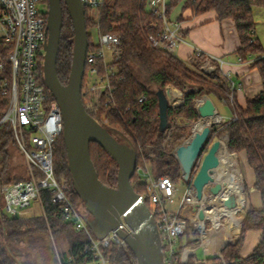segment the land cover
Listing matches in <instances>:
<instances>
[{"label": "trees", "instance_id": "obj_1", "mask_svg": "<svg viewBox=\"0 0 264 264\" xmlns=\"http://www.w3.org/2000/svg\"><path fill=\"white\" fill-rule=\"evenodd\" d=\"M49 8L48 1L45 2ZM183 4V9H191L194 16L215 12L218 20H233L237 29L240 48L236 55L246 62L252 56L264 55V47L256 34L254 9L264 10V0H170L167 15ZM61 44L57 61V72L60 81L66 85L71 73L74 49V28L72 18L64 2ZM181 21V17L178 19ZM87 30L93 22L86 17ZM160 20L147 10V0H109L103 8L99 28L102 33L121 36L122 58L117 65L118 73L114 77V103L106 105L105 95H100L97 102L89 106L88 99L83 95L87 112L98 123L103 125V117L109 120L108 130L119 142L130 147L136 155L137 167L150 164L156 177H170L175 183L183 179L179 162L174 156L166 154L162 144L166 132L160 131L159 99L157 93L169 88L183 94L185 103L176 108H169L168 128L173 118H183L186 122H199L200 114L196 99L209 96L214 102L218 100L228 105L231 118L211 130V134L200 154L208 151L212 143L227 132V151L230 154L245 153L248 166L254 171L253 188L260 193L262 207H250L246 213L238 241L226 245L220 257L209 258L206 264H264V58L251 64L257 69L262 83V91L247 100L246 107H241L236 101V90L231 89V83L218 67L214 74L205 77L189 67L187 63L174 55L156 49L149 36L158 32L155 25L160 26ZM184 36V34H183ZM89 51L96 50L89 35ZM8 50L0 39V59L7 55ZM203 58H205L203 56ZM101 73L102 62H99ZM89 66H87V70ZM11 66L6 65L0 71V83L10 81ZM39 80L44 83L43 71ZM84 78L83 88H85ZM9 106V97L0 91V120ZM190 134L179 129L173 136L175 143L188 139ZM16 145L11 132H0V264H90L92 254L83 255V248L89 242L85 232L76 230L69 221L61 204L52 201L49 191L43 192V213L35 217H10L3 211L1 189L4 184L21 181L12 178L11 154L9 148ZM91 158L97 170L100 181L111 188L118 186V164L97 143H91ZM54 168L59 181L66 180L69 184V199L73 205L86 213L85 202L76 193L68 166L67 150L61 136L54 153ZM193 179V178H192ZM24 180V179H23ZM192 184V180L188 182ZM132 185L137 194L144 198L150 207L147 187L141 182L137 173L132 178ZM81 202V206L78 204ZM91 234L93 229L88 225ZM256 231L261 234L259 243L250 259L240 256L246 234ZM186 235L179 241V256L186 248H194ZM97 238V237H96ZM55 244H67L68 249L54 248ZM47 242V245H39ZM59 246V245H58ZM39 250H37V249ZM58 248V247H57ZM50 251L47 256H35L36 252ZM35 250V251H34ZM105 255L111 264H137V259L130 248H122L113 244ZM196 264L195 256H190L187 263Z\"/></svg>", "mask_w": 264, "mask_h": 264}, {"label": "built area", "instance_id": "obj_2", "mask_svg": "<svg viewBox=\"0 0 264 264\" xmlns=\"http://www.w3.org/2000/svg\"><path fill=\"white\" fill-rule=\"evenodd\" d=\"M46 1L48 0H0V39L8 50L7 55L0 59V71H4L7 64L11 66L10 81L0 83L1 94L9 97L8 109L0 120V132L6 128L11 132L28 171L26 179L2 186L3 211L10 217H16L20 209L30 207L35 201L42 207L43 192L49 191L52 201L63 206L67 219L73 222L76 230L88 235L89 242L83 248V255H93L94 259L90 264H111L105 250H109L113 244L129 248L116 234V230L132 235L133 229L123 221L115 231L103 239L94 237L82 219V211L69 199V184L59 181L55 174L54 153L58 139L63 136L64 126L60 105L52 92L39 80L48 41V8L41 10L40 6L46 7ZM81 2L86 10V17L99 30L98 48L89 51L87 55L83 95L87 97L89 106L94 105L101 94L105 95L106 105L111 107L114 103V77L118 73L117 65L122 58V38L100 31L102 11L109 0ZM169 2L170 0H147V10L161 22L160 26L155 25L158 32L150 35L149 40L156 49L175 56L179 47L185 43V37L182 22L167 15ZM107 52L111 53L110 58ZM203 56L209 57L196 51L194 61L201 62ZM261 58H264V55L252 56L246 62L240 59V63L251 65ZM208 59L203 63L202 70L208 75L213 74L218 67L222 71L225 65L223 59ZM99 62H102V73ZM222 74L230 81L231 89L238 90L230 74L223 71ZM166 94L172 109L185 103L182 98L175 99L177 96L172 100L168 90ZM200 102L196 101V106ZM103 125H109L106 116L103 117ZM170 131V128H167L166 133ZM227 137L228 134L224 136L226 141ZM178 147L173 150L175 157ZM136 171L141 177V182L147 187L149 208L155 217L163 244L164 264L187 263L194 252L185 249L179 256V241L186 235L191 241L201 243L204 236L208 235L207 222L212 220L207 216L204 221L200 220L199 212L204 211L206 214V201L214 196L210 192V186L205 188L203 199L200 201L196 197L193 184H188L177 212L172 213L168 206L176 203L177 183L168 176L156 177L150 164L139 166ZM196 206L198 210L194 211Z\"/></svg>", "mask_w": 264, "mask_h": 264}, {"label": "water", "instance_id": "obj_3", "mask_svg": "<svg viewBox=\"0 0 264 264\" xmlns=\"http://www.w3.org/2000/svg\"><path fill=\"white\" fill-rule=\"evenodd\" d=\"M65 3L72 18L74 28L73 62L68 83L64 85L58 76L62 29L64 24L63 6ZM48 41L44 58V84L52 92L60 105L63 117V140L67 150L68 166L72 183L78 196L85 202L88 212L94 214L106 232L93 229L98 239H103L115 231L124 221L132 229L129 235L122 230L116 234L126 242L137 259V264H164V250L161 235L154 215L142 196L136 193L132 178L137 170L135 152L112 136L108 127L98 123L86 110L83 101V82L89 52V35L86 23V10L81 0H48ZM159 99L160 131L168 128L170 103L165 91L157 93ZM201 119L213 117L217 107L209 96H204L197 105ZM211 126H205L201 132L193 133L186 145L177 148L176 159L182 170V177L196 190V197L202 200L204 190L210 186V192L216 196L223 186L214 179L220 159L216 154L219 141H214L204 156L195 176L193 171L197 160L211 134ZM91 143L99 144L118 164V186L104 185L91 158ZM193 178V179H192ZM224 205L235 209L236 196L227 198ZM198 207H194L197 211ZM17 217V216H16ZM204 221L206 214L199 212Z\"/></svg>", "mask_w": 264, "mask_h": 264}, {"label": "crops", "instance_id": "obj_4", "mask_svg": "<svg viewBox=\"0 0 264 264\" xmlns=\"http://www.w3.org/2000/svg\"><path fill=\"white\" fill-rule=\"evenodd\" d=\"M171 17L173 20L181 17L185 37V43L179 47L175 56L187 64L194 62L196 51H200L212 58L223 59L225 65L222 71L230 74L231 80H233L232 77L234 75L238 82H240L239 84L237 83V87H242L243 90H240V92L236 90V101L241 107L245 108L247 100L262 91V83L258 70L252 69L249 64L240 63V58L236 55V51L240 48L241 43L234 21H220L215 12L194 16L192 10H184L183 5L178 6L171 14ZM228 118H231V113ZM226 134L227 132L222 136ZM236 155L240 157V163L248 175V190L250 196L248 197L247 211L250 207L260 209L262 207L261 195L253 188L255 181L254 171L248 166L245 153ZM243 219L242 222L244 223L245 218ZM243 223H241V228ZM224 232L209 230L208 236L201 243L196 240L191 241L189 236H186L190 242H194L195 244L194 248H186V250L189 249L194 252L192 256H195L198 264H206L209 258H222L221 251L226 245L234 244L238 241L241 229L232 238V233L229 237L228 231L224 238ZM260 237L261 234L256 231H251L246 234L240 252V256L243 259H250L254 256V251L259 243Z\"/></svg>", "mask_w": 264, "mask_h": 264}, {"label": "rangeland", "instance_id": "obj_5", "mask_svg": "<svg viewBox=\"0 0 264 264\" xmlns=\"http://www.w3.org/2000/svg\"><path fill=\"white\" fill-rule=\"evenodd\" d=\"M183 5V4H181ZM41 10H45L46 7H44V5L40 6ZM254 13H255V22H256V34L257 37L259 38V40L261 41V43H263V47H264V10L260 9V8H256L254 9ZM88 35H90V39L92 40V42L96 45H98L99 42V30L97 28L96 25H92L88 27ZM108 58H110L111 53L107 52ZM209 57L203 58L200 61H194L191 64H188L189 67L191 68V70H193L194 72L203 75L205 77H208L209 75L202 70V65L203 63H205V61L208 59ZM209 60V59H208ZM215 66H217L215 63H213ZM213 65V66H214ZM43 71V68H42ZM215 73V72H214ZM213 73V74H214ZM212 75V74H211ZM43 79H44V72H43ZM232 81H235L234 83L237 86V83L239 84L240 82H238L237 78L233 75L232 77ZM240 90H243L242 87H238V91L240 92ZM168 91L170 92V97L172 100L175 99H179L182 98L185 101L184 95L180 94L178 92H176L175 90L169 88ZM175 96H177L178 98H175ZM175 98V99H174ZM203 97H200L198 99H196V101H201ZM215 105L218 109V113L223 117V120L219 123H215L214 125H211L212 130L213 129H217L219 128L223 122L226 119H230L229 117V108L228 105L215 100ZM179 121V123H178ZM200 122V121H199ZM199 122H186L183 118L177 117V118H173L170 122V132L165 134V138L162 144V149L164 150V152L166 154H169L171 156L173 155V150L174 148L183 145L186 142H189L190 138L192 137L194 131H195V127ZM179 129H183V131L185 133L190 134V137L188 139H185L182 144L180 145V143H175L173 141V136L177 133V131ZM6 132H10L7 128L5 129ZM217 141H219L218 144V148H217V152L220 155V158L224 159L228 164L231 165H236L235 167L238 169L239 175H240V179H241V184L243 187V201L240 202L241 197L240 196H236L237 197V201H238V206L235 209H232L231 211H233V214L235 217H237V219H243L245 218V215L247 213V209H248V197L250 196V192L248 190V175L246 170L244 169V167L241 165L240 160H239V156H237L236 154H230L227 151L226 145H227V141L225 140L224 136H222V138L218 139ZM210 148V147H209ZM208 148V150H209ZM9 152L11 154V166H12V178H16L18 180H23L26 179L28 177V171L25 165V161H24V157L22 155V153L20 152L19 148L17 147V145H11L9 148ZM208 151H206L204 154H202L201 157H199V159L196 162L194 171H193V176H195L200 168L201 162L204 158V156L207 154ZM175 157V156H174ZM176 158V157H175ZM244 174V175H243ZM219 175H221L219 172H217V170L215 171L214 174V179L216 180L217 177H219ZM218 181V180H217ZM62 182L67 183L66 180H62ZM219 182V181H218ZM220 184H223L222 182H219ZM189 183L187 181H185L184 179H182L181 181H179L177 183V196H176V203L173 205H169L168 206V210L172 213L177 212L179 205H180V200L186 190V187ZM225 186V185H224ZM225 189H227V187L225 186ZM233 194V193H232ZM218 197H215L214 199H217ZM213 199V200H214ZM242 203L243 205L241 206ZM85 205V204H83ZM81 206V202L78 204V207ZM240 206V207H239ZM244 208V209H243ZM217 209V208H216ZM43 213V209L40 205L39 202H33L31 204L30 207L25 208V209H20L18 211V216L20 217H35V216H40ZM82 219L85 221V223L87 225H89L90 227H92L94 230L98 231V232H106L103 227H101L99 220L97 219V217L92 214L91 212H86V213H82L81 214ZM244 220V219H243ZM243 223V222H242ZM232 224V220L228 215L225 214H220L219 215V225L216 227L214 226V223L212 221H208L207 222V231L209 233V230H215V231H225L224 232V238L226 237L227 231H228V227ZM233 226L231 229V238L238 234L240 229L237 230V228ZM208 235L204 236V239L207 237ZM230 237V234H229ZM186 238V236L184 237ZM225 241V239H224ZM46 243V244H45ZM47 245V242H42L39 245ZM59 245V246H58ZM55 244L53 241V246L56 249H59V247H61L62 250H67L68 246L67 244L64 243H59V244ZM58 247V248H57ZM37 249V248H36ZM39 250V249H37ZM35 251V250H34ZM50 251L48 250H43V252H36L35 256H42V258H44L45 256L49 255ZM44 256V257H43Z\"/></svg>", "mask_w": 264, "mask_h": 264}, {"label": "bare ground", "instance_id": "obj_6", "mask_svg": "<svg viewBox=\"0 0 264 264\" xmlns=\"http://www.w3.org/2000/svg\"><path fill=\"white\" fill-rule=\"evenodd\" d=\"M221 121L222 117L218 113L215 114L213 117L201 119L200 122L196 125L194 133L201 132L203 128L207 125L211 126ZM216 154L220 159V165L216 170L221 175H219V177H217L215 181L217 183L222 182L223 184L221 185L223 186V188L218 195L213 196L206 201V216L207 218L211 219L214 222V225L217 227L219 225V215H228L232 220V224L228 227V234H231V229L233 226H235L237 230L240 229L242 219H237V217L234 216L233 211H231L232 209H228L225 207L224 202L227 198L232 195L237 197L240 196V202L243 201V187L241 184L238 169L235 167L236 165L228 164L224 159L220 158V155L217 151ZM224 185L227 187V189H225ZM215 197L218 198L214 199ZM239 204H241V206L243 205L242 203Z\"/></svg>", "mask_w": 264, "mask_h": 264}]
</instances>
